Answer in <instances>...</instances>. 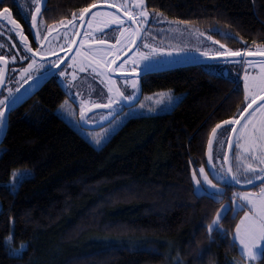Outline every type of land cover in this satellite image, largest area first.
Returning a JSON list of instances; mask_svg holds the SVG:
<instances>
[{
  "label": "trees",
  "instance_id": "obj_1",
  "mask_svg": "<svg viewBox=\"0 0 264 264\" xmlns=\"http://www.w3.org/2000/svg\"><path fill=\"white\" fill-rule=\"evenodd\" d=\"M91 2L45 0L42 11L53 23ZM145 3L171 21L231 33L221 38L234 48L264 41V0ZM204 65L148 75L143 95L170 91L178 102L168 112L130 118L100 149L57 112L66 99L58 85L17 105L0 146V264L242 263L233 238L242 211L227 212L221 236L208 230L233 189L216 202L194 193L191 181L207 161L212 127L243 99L240 83ZM21 172L26 178L14 183ZM22 242L24 250L11 254ZM255 264H264V249Z\"/></svg>",
  "mask_w": 264,
  "mask_h": 264
},
{
  "label": "snow or ice",
  "instance_id": "obj_2",
  "mask_svg": "<svg viewBox=\"0 0 264 264\" xmlns=\"http://www.w3.org/2000/svg\"><path fill=\"white\" fill-rule=\"evenodd\" d=\"M100 2L101 0H92L91 3L80 7L78 14L74 12L71 18L64 17L60 21L54 22L55 28L59 31H55L53 24H49L47 31L42 32L40 27L43 22L38 21L37 18V14L41 12V0H35V10L31 12V27L36 30L35 42L38 45H44V47L36 48L30 47L27 42L28 38L20 31L19 22L12 19L9 9L6 6L0 8V19L13 26L21 37L24 49L33 53V58L28 61L27 67L20 68V73L26 76L25 84L28 81L35 83L33 72L39 69H43V71L37 72L36 79H39L49 69L54 75L58 74V77L65 78L69 96L61 103V107L69 102L71 96H77V93L72 91L76 87L73 81L76 80L77 73L63 71L62 69L66 65H71L74 70L79 69L81 72L90 69L92 73H95L107 87L108 95L103 107L113 110L123 101H131L134 93L126 94L122 91L117 86V80L113 78L112 73L124 70L132 73L133 78L129 80L125 77L124 82L132 89H136L138 85L135 74L138 71V65L147 62L153 53L174 51L172 48H157L147 43L146 36L148 34L143 31L145 24L154 22L155 17L162 18L163 14L158 11L150 14L145 0H105V2L111 3L112 9H119L123 13L122 16L116 11H97L96 5ZM3 3L4 0H0V4ZM150 15L153 19H150ZM84 23L87 24V27L83 30L78 46L73 49V44L76 43V34L80 32L77 25ZM183 23L187 24V21H183ZM109 25L116 26L115 41L113 42L111 39L97 41L93 32L107 28ZM50 33L51 35H49ZM61 34L64 39L60 43L66 45L69 52H74L71 59L64 63H61L64 60L63 56L53 55V49L59 46L54 43V37H59ZM197 34L207 36L208 41H214L215 45L219 46L212 51L203 49L204 57L226 60L240 58L245 69H254L244 73L243 99L237 106L236 113L226 119L219 120L208 134L206 163L199 164L198 170L193 169L191 172L194 193L197 191L208 193V190L212 189L213 191L209 195L216 202L224 199L229 187L233 189L229 197L230 203H222L216 209L212 221L208 225V230L209 232H227L228 230L224 229L220 223L225 219L227 210L231 208L233 216L242 211L243 215H240L235 222L233 238L242 246V264H251L258 257L257 246L264 247V182H261L258 188L254 184V181L264 177V41L253 40L252 43L256 46L255 52L259 54L260 59L249 61L247 57L253 52L248 46L233 49L206 32L200 33L197 30ZM223 35L234 38L228 32H224ZM141 46L149 51H142ZM129 49L133 51L125 60L118 63L120 57ZM175 51H179V49H175ZM197 51H201V49H197ZM50 55L53 56L51 61L35 60L37 56ZM5 59L6 57L0 56V62ZM11 59L15 60L16 57H11ZM20 59H24V57L21 56ZM3 81L4 70L3 67H0V84H3ZM5 91L8 95L0 96V125L6 118V109L14 104L18 97V90L6 88ZM72 102L76 103V101ZM78 102L80 121L93 123L88 119L86 113L90 108H96L99 105L83 99H79ZM70 115H74V113ZM93 139L96 143L101 142L99 136L93 135ZM214 141L217 145L215 151ZM217 161L220 162L219 167ZM14 177V183L17 184L26 178L23 172L14 173ZM237 185H248L249 187L247 190H237ZM11 240V234L5 237L6 243H10ZM25 246L26 242H22L20 249H14V251H20ZM237 264H241V262H237Z\"/></svg>",
  "mask_w": 264,
  "mask_h": 264
},
{
  "label": "rangeland",
  "instance_id": "obj_3",
  "mask_svg": "<svg viewBox=\"0 0 264 264\" xmlns=\"http://www.w3.org/2000/svg\"><path fill=\"white\" fill-rule=\"evenodd\" d=\"M10 1L11 0H4V3L0 4V8H4L6 6L9 9V14L11 15L12 19L18 21L16 19L17 16L16 12L13 10L11 4L6 5L10 3ZM13 1L17 4L19 11H22L25 18L28 19L30 23H32L31 12L35 10V0H13ZM44 1L45 0H41L42 7H41V12L37 14L38 20L42 16ZM104 10H108V9H102L97 11H104ZM149 13L152 14L154 12L149 11ZM150 19H153L151 15H150ZM42 24L40 27V31L42 30V28L44 30L45 27V26L42 27ZM19 25H20V31L23 32V28H21L20 22ZM197 30H199L200 33L206 32L208 35L213 36L216 40H220L221 43L226 45L227 47L236 49L234 47H231L229 44H227L225 39L221 38L222 36L224 37L223 32L217 28L211 29V31H209L210 29H199L198 27L189 26L186 24H181L178 22L171 21L162 15V18L155 17L154 22H152L151 26H149V23H146V25L144 26L143 31L148 34L146 36V41L148 44H151L154 47L172 48L174 49V51H172L171 53H167V52L153 53L152 57H150L147 62L140 63L141 64L140 68H144L145 66L157 67V66H163L177 62L206 58L202 55L203 49H208L209 51H212L215 48H218L219 46L215 45L214 41H208L207 36L198 35ZM30 31L32 32V30ZM99 32L103 35L101 39L103 40L111 39L113 42L117 34L116 26L114 25H109L107 28H102L93 32V36L94 34ZM248 47L252 50L253 54H258L255 52V48H256L255 45H251ZM175 49H179V51H175ZM197 49H201V51H197ZM58 50H61V48L57 50L53 49L54 51L53 53H57ZM141 50L145 52L149 51V49L144 48L143 46H141ZM26 53L31 54L33 56V53L27 52L24 49L21 37L17 34L13 26L10 23L0 19V56L16 57L15 60L13 59L10 60L12 62L10 63V68L13 69L12 71H10V74H8L7 76L5 87L4 90L1 92L2 94L1 96L8 95V93L5 91L6 88L18 90L25 85L26 76L20 73V68L27 67L28 61L26 62V60L20 59L21 57L20 55L24 56L26 55ZM40 57L41 56L35 57V60L39 61ZM42 57H46V56H42ZM257 60L259 59H249V61H257ZM69 67L71 68L72 72L75 71L77 73V78L76 80L73 81L76 87L72 89L74 93H77V96H71L70 99L76 101L78 106H79V102H78L79 99H83L97 103L99 105L98 107H103V104L106 102L108 95L107 87L105 86V83H102L101 79L97 78L96 74L92 73L90 69L86 72H81L79 69L74 70L71 67V65H69ZM204 68L212 74L229 78L231 80L240 83L242 86H243V76L245 71L251 72L254 70L252 68L245 69L241 60H229V61L207 63L204 65ZM40 70L41 69L34 71L33 76H35L37 72H40ZM88 73L92 74V80L82 77L83 74L86 75ZM79 77L83 79H79ZM37 85H39V83L32 86L25 93V96L24 95L21 96V98H19V101L16 103L15 107L19 105L22 99H24L30 92H32L37 87ZM117 86L120 87L121 90H122V86L125 88L129 86V88H131L130 85L125 84L124 79L117 80ZM134 97H135V91L133 98ZM178 100H179L178 96H174L170 91H164V92L155 93L153 95H147V96L144 95L140 98V100L136 104H134L131 107L126 108L122 106L123 104H121L118 105L116 109H113L111 111L110 110L96 111L88 119L93 121V123L99 125V127L87 129V130L83 129L81 131L82 136L96 149H100L112 138V136L115 133H117L122 128V126L130 118L168 112L173 108V106L178 102ZM70 102L71 100H69L68 103L64 104L63 107H60L57 112L63 117V119L66 120V122L70 123L72 126L75 127L78 124L79 120L77 121L76 119V121L74 120V122H72L73 119L71 118L70 115L72 112V106L71 105L69 106V104H71L72 102L71 103ZM91 109L93 108H90L89 111ZM74 111L75 110H73V112ZM1 130H2V125H0V135H1ZM93 135L99 136L101 138V142L96 143L95 140L93 139ZM216 146H217L216 142L214 141V151ZM219 165L220 162L217 161V166L219 167ZM194 169L198 170V168H194ZM206 170H208L209 172L211 171L210 169H206ZM212 191H213L212 189H209L208 193H205L203 191H197L196 193L198 195H203V194H210ZM225 203H230V200L226 201ZM230 209L231 208H229L227 212ZM210 233L212 238H216L223 234V232H219V231H211ZM23 250L24 249L20 251H14L12 249H9L10 253L14 255H19ZM92 263H96V262L84 261L81 262L80 264H92ZM251 264H255V261H252Z\"/></svg>",
  "mask_w": 264,
  "mask_h": 264
},
{
  "label": "flooded vegetation",
  "instance_id": "obj_4",
  "mask_svg": "<svg viewBox=\"0 0 264 264\" xmlns=\"http://www.w3.org/2000/svg\"><path fill=\"white\" fill-rule=\"evenodd\" d=\"M98 4H101V5H109V6H111V3L110 2H105V0H101V2L100 3H98ZM97 4V5H98ZM103 9H108V10H112V11H116V10H114V9H110V8H103ZM97 10H102V9H97ZM119 10V9H118ZM117 12V11H116ZM118 13V12H117ZM119 15H121L120 13H118ZM16 19L20 22V24H21V28H23V33H24V35L28 38V40H27V42H28V44L30 45V47H32V48H36V47H44V45H38L36 42H35V33H34V31H33V28L31 27V23L28 21V19H26L25 18V16H24V14L22 13V11H18V12H16ZM42 19H43V24H42V27L43 26H45L44 27V30H43V28H42V32L43 31H47V26L49 25V24H53V27H54V30L55 31H59V29H56L55 28V23L53 22H49L46 18H45V16H44V13H43V11H42V16L40 17V19L38 20V21H42ZM81 25L82 24H79V25H77L79 28H81ZM146 25V24H145ZM152 25V23H150L149 24V26H151ZM63 26V25H62ZM155 26H157V25H155ZM85 27H87V24L85 23V25H84V28ZM30 30H32V32L30 31ZM84 30V29H83ZM79 34V33H78ZM78 34H76V38H77V36H78ZM49 35H51V33L49 34ZM82 35H83V32H82ZM81 35V36H82ZM107 36V35H106ZM94 37H95V39L97 40V41H102L103 39H101V37H103V35L99 32V33H96V34H94ZM64 39V37H63V35L61 34L59 37H54V43H57L59 46L57 47V48H54L55 50H57V49H60L61 48V50H58L57 51V53H53V55L54 56H56V57H59V56H63L64 57V60H62L61 61V63H64V61H67V60H70L71 59V57H72V55L74 54V52L71 54V56H69L68 58H67V56H68V54L70 53L69 51H68V49H67V47H66V45H64V44H62V43H60V41H62ZM114 40V39H113ZM115 41V40H114ZM74 45V44H73ZM60 46H62V47H60ZM78 46V45H77ZM20 52V51H19ZM54 52V51H53ZM126 53V52H125ZM124 53V54H125ZM20 56H23V55H20ZM24 57V60H26V62L27 61H29L30 59H32L33 58V56L31 55V54H28V53H26V55H24L23 56ZM122 57V56H121ZM120 57V58H121ZM42 58V59H41ZM52 58H53V56H46V57H40L39 58V61H44V62H47V61H51L52 60ZM67 58V59H66ZM6 62H7V66H8V70H7V76H8V74H10V71H12V69L13 68H10V63H12L10 60H11V57L10 56H8V57H6ZM22 63H24V62H22ZM45 66H47V64H45ZM141 67V64H139L138 65V71H137V73H140V72H143V71H145V70H147V69H149V68H153V67H150V66H145L144 68H140ZM63 71H66V72H68V73H72V71H71V68L69 67V65H66L65 66V68L64 69H62ZM40 71H43V69H41ZM136 73V74H137ZM114 74H117V75H119V74H127L128 76H121V77H113V78H115L116 80H122V79H124L125 77H127L128 79H132L133 78V76L132 75H129V74H132V73H130V72H128V71H122V72H116V73H114ZM148 75H150V74H147V75H145V76H142V77H136L135 76V79L137 80V88L134 90V89H132V88H129V86L127 87V88H125V87H123L122 86V91H124L126 94H128V93H131V92H133L134 93V91H135V97H137V98H133L131 101H123V107H131V106H133L134 104H136L139 100H140V98L142 97V96H144L143 95V86H144V80L146 79V77L148 76ZM36 76H37V74L35 75V76H33V79L34 78H36ZM40 77H44V78H42V79H40L39 81H37V82H35V83H33L32 85H30L20 96H19V98H21V96H25V93L32 87V86H34L35 84H37V83H39V85H37V87L32 91V92H30L24 99H22V101H21V103L23 102V101H26L27 99H29L30 97H32L33 95H35L38 91H40L44 86H46L48 83H54V84H56V85H58V87L59 88H61L63 91H64V93H65V95H66V97H68L69 96V94H68V91H67V89H66V86H65V84H66V81H65V78H63V77H58V74H56V75H54L53 73H52V71H51V69H49L47 72H45L43 75H41ZM83 78L85 77V78H87V79H89V80H92V74H90V73H88V74H83V76H82ZM83 78H80L79 77V79H83ZM7 79V78H6ZM62 81H64V83H62ZM29 82V81H28ZM27 82V83H28ZM74 83V82H73ZM4 87H5V85H4ZM3 90H4V88H3ZM2 90V91H3ZM19 90V89H18ZM2 94H0V96H1ZM19 98L15 101V103H14V105L11 107V109H10V112H9V116H10V114H11V112L13 111V109L15 108V105H16V103L19 101ZM69 100H71V102L72 101H74V100H72V99H70L69 98ZM70 102V103H71ZM72 106V112L71 113H74V115H71V118L73 119V121L72 122H74V120L76 121V119H77V121L79 122L74 128L79 132V133H81V131L83 130V129H85V130H87V129H92V128H98L99 127V125H97L96 123H87L86 122V124L84 123V122H82V121H80V117H79V106L77 105V103H71V104H69V106ZM126 105V106H125ZM73 110H75L74 112H73ZM107 110H110V109H107ZM111 111V110H110ZM89 112V111H88ZM87 112V113H88ZM93 113H91V114H88L87 115V117L89 118L91 115H92ZM4 123V122H3ZM2 130H3V124H2ZM2 130H1V133H2ZM82 134V133H81ZM2 144V143H1ZM1 144H0V146H1Z\"/></svg>",
  "mask_w": 264,
  "mask_h": 264
},
{
  "label": "water",
  "instance_id": "obj_5",
  "mask_svg": "<svg viewBox=\"0 0 264 264\" xmlns=\"http://www.w3.org/2000/svg\"><path fill=\"white\" fill-rule=\"evenodd\" d=\"M103 8H110V9H112L111 6H109V5H101V4L96 5V10L97 9H103ZM114 10H116L118 13H120L121 16L123 15V13L120 10H118V9H114ZM84 25H85V23L81 25L80 32H79V34H78V36L76 38V43H74V45H73V49L75 47H77V45H78L79 39L81 38L83 29H84ZM33 31L35 33L36 30L33 29ZM242 45L243 46H248L246 42H242ZM132 51H133L132 49H129V51L126 52L120 58V61H118V63L119 62H122L123 60H125L128 57L129 53L132 52ZM72 53L73 52H70L68 54L67 58L69 56H71ZM249 59H260V57H259V54H250L247 57V60H249ZM229 60H241V59L240 58H229V59L226 60L224 58H201V59H197V60L183 61V62H177V63H173V64H168V65H163V66H157V67L149 68V69H147V70H145L143 72H140V73L135 74V76L136 77H142V76H145L147 74H152V73H156V72H159V71L173 69V68H178V67L192 66V65H198V64L200 65V64H207V63L219 62V61H229ZM0 67H3V70H4V81H3V84H0V94H1V92H2V90L4 88V85H5V82H6V78H7L8 66H7L6 60L0 62ZM125 75L128 76L127 74H119V75H117V74L112 73V76L113 77H121V76H125ZM129 75H132L133 76V74H129ZM42 78H44V77H40L39 79L34 78L33 80L35 82H37V81H39ZM32 84H33V81H29L22 88H20L18 90V97H17V99ZM13 105L14 104H12L10 107H8L6 109V118L4 120L3 130H2V133L0 135V144L2 143V141H3V139H4L5 135H6V132H7V129H8V122H9V112H10V109H11V107ZM101 110H107V108H105V107H96V108L91 109L88 113H86V115L91 114V113H94L96 111H101ZM84 123L86 124V122H84ZM229 151H231V150H229ZM261 182H264V177H262L259 180L255 181L254 184L256 185V187H258ZM248 187H249L248 185H237L236 186V188L238 190H247Z\"/></svg>",
  "mask_w": 264,
  "mask_h": 264
},
{
  "label": "crops",
  "instance_id": "obj_6",
  "mask_svg": "<svg viewBox=\"0 0 264 264\" xmlns=\"http://www.w3.org/2000/svg\"><path fill=\"white\" fill-rule=\"evenodd\" d=\"M243 215V214H242ZM237 243H238V245H239V242L238 241H236ZM241 245H239V248H240V251H241ZM263 249H264V247H260V246H257V253H258V257H257V259L255 260V261H257L259 258H260V256H261V253H262V251H263ZM241 253H242V251H241Z\"/></svg>",
  "mask_w": 264,
  "mask_h": 264
}]
</instances>
